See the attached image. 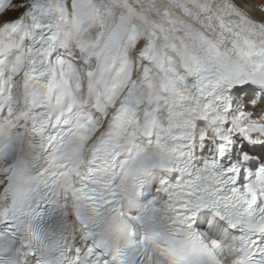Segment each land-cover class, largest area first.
I'll return each mask as SVG.
<instances>
[{"label": "clouds", "instance_id": "1", "mask_svg": "<svg viewBox=\"0 0 264 264\" xmlns=\"http://www.w3.org/2000/svg\"><path fill=\"white\" fill-rule=\"evenodd\" d=\"M10 3L24 11L0 24V264H76L99 244L171 264L192 233L234 264L243 225L218 201L232 177L217 149L264 144V83L237 75L264 50V0ZM247 92L252 109L234 103Z\"/></svg>", "mask_w": 264, "mask_h": 264}, {"label": "snow or ice", "instance_id": "2", "mask_svg": "<svg viewBox=\"0 0 264 264\" xmlns=\"http://www.w3.org/2000/svg\"><path fill=\"white\" fill-rule=\"evenodd\" d=\"M10 8V0H0V13H3L0 15V24L7 21L5 26L14 28L24 9L8 11ZM248 56V67H241L237 75H243L248 80L264 83V59H251L252 56L264 57V50L249 53ZM237 82L243 83L244 81L238 80ZM253 100L254 93L247 92L243 101H240L238 97L234 103H243L246 109H252L251 102ZM256 109L264 111V96L260 97ZM233 139L225 137L217 149V156L221 163L231 157L230 166L226 168V171L232 177L231 180L227 181L230 185L227 195L218 197V201H232L233 211L227 217L229 223L233 228L238 223L243 225L242 230L232 237L233 243L230 245V250L234 256V264H264V144L259 145L261 149L259 152L254 150L255 145L253 148H249L247 144L243 145L237 152ZM215 161L216 157H213V161L207 169L210 175L206 176L205 179L214 183H221L215 171L220 165ZM237 184L240 186L237 187ZM218 191L223 192V189H218ZM200 206L203 205L198 207ZM215 214L217 216L222 215L220 211H216ZM0 221L10 223L7 211L0 212ZM257 236L260 238L257 239ZM8 244L5 236L0 233V257L7 251ZM75 252L76 264H127L119 252L111 254L109 258V253L102 244L90 246L83 254V259L80 249H76ZM168 255L171 264H205L206 260L210 264H216L214 253L199 233H192L185 240L174 244L169 249Z\"/></svg>", "mask_w": 264, "mask_h": 264}]
</instances>
